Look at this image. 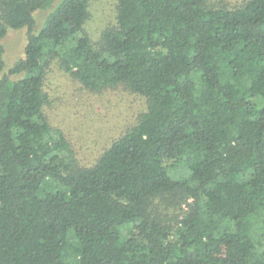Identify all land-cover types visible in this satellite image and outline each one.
Returning <instances> with one entry per match:
<instances>
[{"label":"trees","instance_id":"obj_1","mask_svg":"<svg viewBox=\"0 0 264 264\" xmlns=\"http://www.w3.org/2000/svg\"><path fill=\"white\" fill-rule=\"evenodd\" d=\"M90 1L37 29L51 0H0V264H264V0H117L96 40ZM54 63L145 98L89 165L45 112Z\"/></svg>","mask_w":264,"mask_h":264},{"label":"rangeland","instance_id":"obj_2","mask_svg":"<svg viewBox=\"0 0 264 264\" xmlns=\"http://www.w3.org/2000/svg\"><path fill=\"white\" fill-rule=\"evenodd\" d=\"M117 0H91L85 31L98 39L101 31L115 22ZM243 0H211L228 7ZM61 2L51 0L48 7L33 13L36 28H41L46 16ZM26 41L25 28H10L1 39L4 46L3 60L6 71L16 59L23 56ZM45 91L48 101L45 112L53 126L59 127L77 152L81 163L89 165L113 138L133 125L145 109V98L129 92L122 85L92 92L69 74L52 64L46 75ZM182 207L185 208L183 204Z\"/></svg>","mask_w":264,"mask_h":264}]
</instances>
